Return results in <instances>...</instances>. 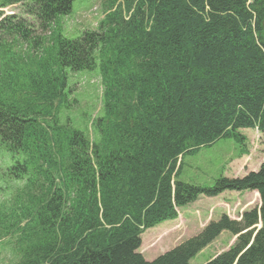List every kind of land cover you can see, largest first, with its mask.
<instances>
[{"label":"trees","instance_id":"trees-1","mask_svg":"<svg viewBox=\"0 0 264 264\" xmlns=\"http://www.w3.org/2000/svg\"><path fill=\"white\" fill-rule=\"evenodd\" d=\"M21 1L39 35L0 21V150L21 184L0 204L11 264H190L223 231L239 236L206 264H264V163L211 187L178 179L185 156L223 138L243 145L241 130L264 134V0H101L97 30L76 39L60 32L74 0L0 8ZM94 69L93 140L59 113L68 72ZM226 191L255 192L259 207L240 222L221 215L152 261L138 253L145 231Z\"/></svg>","mask_w":264,"mask_h":264},{"label":"rangeland","instance_id":"rangeland-1","mask_svg":"<svg viewBox=\"0 0 264 264\" xmlns=\"http://www.w3.org/2000/svg\"><path fill=\"white\" fill-rule=\"evenodd\" d=\"M24 8L25 3L19 2L0 11V18L2 15H12L19 23L17 31L20 37L26 39L39 35V31L35 16L24 14ZM102 15L101 0H74L70 13L61 19V35L67 39H76L84 31H96ZM67 88L68 102L60 110V124H69L94 140L96 135L91 125L102 115L101 86L97 69L68 72ZM240 134L244 138L243 145L233 138H223L201 148L195 154L185 156L179 181L211 187L220 177L241 179L249 173L257 172L264 163V134L255 130H241ZM11 165L10 156L0 150V204L4 205L9 203L19 186L6 172ZM257 207L259 198L254 192L226 191L212 198L199 197L195 202L178 209L175 221H167L145 231L140 238L138 253L146 261H152L196 236L209 222L217 221L221 215H226L231 221L240 222L243 213ZM254 228L258 230L260 224ZM238 236L227 231L221 232L190 264H206L213 260L233 246ZM11 261L13 256L9 248L0 247V264H11Z\"/></svg>","mask_w":264,"mask_h":264}]
</instances>
